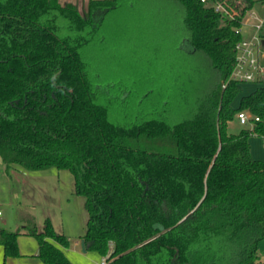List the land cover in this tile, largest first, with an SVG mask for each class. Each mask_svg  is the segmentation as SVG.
Here are the masks:
<instances>
[{
	"label": "trees",
	"instance_id": "1",
	"mask_svg": "<svg viewBox=\"0 0 264 264\" xmlns=\"http://www.w3.org/2000/svg\"><path fill=\"white\" fill-rule=\"evenodd\" d=\"M0 0V162L68 170L87 212L81 239L107 264H264V81L229 79L256 2ZM238 102L234 100L238 97ZM259 116L237 133V112ZM22 231L42 264H74L48 218Z\"/></svg>",
	"mask_w": 264,
	"mask_h": 264
},
{
	"label": "rangeland",
	"instance_id": "2",
	"mask_svg": "<svg viewBox=\"0 0 264 264\" xmlns=\"http://www.w3.org/2000/svg\"><path fill=\"white\" fill-rule=\"evenodd\" d=\"M73 1V0H70ZM78 1V0H77ZM86 0L72 3L83 13L86 11ZM255 12L264 18V4L256 2L250 12ZM252 20L245 22L240 28L244 37L251 34ZM264 31V30H262ZM256 85L253 82L242 84V94L253 91ZM240 95L234 100L238 102ZM243 127L233 119L228 125V131L237 133ZM250 149L253 158L264 160V137L252 135L249 137ZM3 164L0 162V226L7 230L15 231L26 225L27 228L35 226L42 229L44 220L48 218L53 229L65 234L70 240L68 256L75 264H100L102 257L95 251L81 252L80 244L73 242L81 240L85 231L87 212L84 208V197L74 192L73 175L68 170L55 168L42 171L16 170L10 176L5 174ZM19 248L24 252L20 254V264L39 263L37 255H32L33 249H37V241L33 236L21 235ZM72 249V250H71ZM260 262L264 263V240L258 248ZM0 264H10L3 259V248L0 245Z\"/></svg>",
	"mask_w": 264,
	"mask_h": 264
},
{
	"label": "built area",
	"instance_id": "3",
	"mask_svg": "<svg viewBox=\"0 0 264 264\" xmlns=\"http://www.w3.org/2000/svg\"><path fill=\"white\" fill-rule=\"evenodd\" d=\"M213 7L216 12L225 14L229 17L232 15L229 11L216 0H201ZM249 20L252 32L249 36L242 37L235 45V60L229 79L236 82H260L264 81V18L255 12H248L242 21V25ZM242 27V26H241ZM240 27V28H241ZM235 120L243 127H253L260 120L259 116L249 110H241L236 113ZM2 214L0 210V215ZM100 264H107L105 258H102Z\"/></svg>",
	"mask_w": 264,
	"mask_h": 264
},
{
	"label": "crops",
	"instance_id": "4",
	"mask_svg": "<svg viewBox=\"0 0 264 264\" xmlns=\"http://www.w3.org/2000/svg\"><path fill=\"white\" fill-rule=\"evenodd\" d=\"M59 1V3L61 4V5H65V3L66 2H77L78 3V1L77 0H73V1H70V0H58ZM86 1H88V0H86ZM84 2V0H82V3ZM4 170V169H3ZM17 171V172H19V170H21V168L20 167H18V166H14L13 168H11L10 170H9V172H6L5 170H4V172H5V174H7L8 176H10L11 174V172L12 171ZM23 170V169H22ZM2 227V226H1ZM24 227H26V225H22V228H24ZM18 230H19V227L17 228ZM21 235H27V234H25L23 231H22V233L18 236V238H17V243H18V248H19V242H20V236ZM28 236H30V235H28ZM37 241V240H36ZM73 244H75V245H79L80 244V241L79 240H76L75 242H73ZM20 249V248H19ZM68 250H70V246L69 247H67V248H63V251H64V253L66 254V256L69 258V260H71V258L68 256L69 254H68ZM72 250V249H71ZM20 251H21V255L22 254H24V252L20 249ZM30 251H32L31 253H32V255L34 254V255H37V252H38V243H37V249H33V250H30ZM81 251V250H80ZM87 251V250H86ZM82 252V251H81ZM3 259H4V261H6V262H8V263H10V264H20L19 262V259L17 258V257H8V258H4V256H3ZM71 262H73L72 260H71ZM74 263V262H73ZM34 264H42V262L40 261L39 263H34ZM75 264V263H74Z\"/></svg>",
	"mask_w": 264,
	"mask_h": 264
},
{
	"label": "water",
	"instance_id": "5",
	"mask_svg": "<svg viewBox=\"0 0 264 264\" xmlns=\"http://www.w3.org/2000/svg\"><path fill=\"white\" fill-rule=\"evenodd\" d=\"M80 246H81V251L85 252L86 249H85V244H84V240L83 239L80 240Z\"/></svg>",
	"mask_w": 264,
	"mask_h": 264
}]
</instances>
